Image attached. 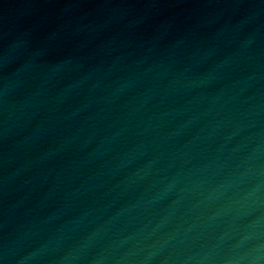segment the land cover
<instances>
[{
	"label": "water",
	"instance_id": "1",
	"mask_svg": "<svg viewBox=\"0 0 264 264\" xmlns=\"http://www.w3.org/2000/svg\"><path fill=\"white\" fill-rule=\"evenodd\" d=\"M0 264H264V0H0Z\"/></svg>",
	"mask_w": 264,
	"mask_h": 264
}]
</instances>
